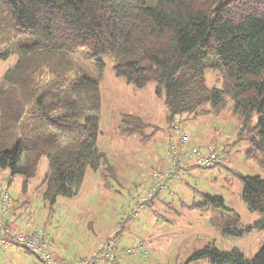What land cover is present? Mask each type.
I'll use <instances>...</instances> for the list:
<instances>
[{"label": "trees", "instance_id": "trees-1", "mask_svg": "<svg viewBox=\"0 0 264 264\" xmlns=\"http://www.w3.org/2000/svg\"><path fill=\"white\" fill-rule=\"evenodd\" d=\"M14 55L15 67L0 82V169L9 170L11 178L24 176L27 187L46 158L41 186L51 204L59 196H76L88 169L104 167L105 181L116 176L99 146L100 81L79 71V58L103 75L109 57L117 77L136 88L155 82L156 95L164 99L173 137L167 164L156 171L165 177L159 179L163 184L145 204L157 197L162 202L160 193L181 174L223 160L215 145L204 148L184 132L183 119L228 113L234 124L231 144L247 141V159L264 172V0H157L155 7L145 0H0V59ZM208 70L217 72L212 86ZM121 124L119 133L129 137L146 128L133 114L124 115ZM193 148L218 159L198 163L193 155L171 162L175 151ZM241 179L248 210L264 215V173ZM204 195L206 201L193 206H208L207 212L220 208L240 221L223 196ZM256 230L264 231V219L230 234ZM201 259L264 264V243L253 257L238 247L223 251L210 243L188 261Z\"/></svg>", "mask_w": 264, "mask_h": 264}, {"label": "rangeland", "instance_id": "rangeland-1", "mask_svg": "<svg viewBox=\"0 0 264 264\" xmlns=\"http://www.w3.org/2000/svg\"><path fill=\"white\" fill-rule=\"evenodd\" d=\"M145 1L150 7H155L157 4V0ZM17 59L16 55L7 60L0 59V82L5 74L15 67ZM78 61L79 71L82 70L83 75L98 78L100 81L103 110L99 146L107 153L108 163L114 165L116 176L102 181V173L107 172L104 167L97 171L88 169L83 186L109 187L103 191H96L92 187L85 189L86 187L82 186L73 198L59 196L58 203L51 208V203L40 193L43 191L41 183L48 166L47 159H44L45 163L42 161L38 176L32 180L31 184V186H41V188L34 189L31 195L35 198L31 212L35 226H46L51 237L55 238L56 254L61 255L58 254L61 250L65 252L70 261L85 260L81 256L93 251L89 256L91 257L99 249L100 243L115 236L119 245L118 253L121 255L119 263L116 264H152V262L154 264H177V261L179 264H211L210 260L204 259L188 261L195 251L210 243H215L223 251L238 247L247 257L256 255L264 243V231L256 230L244 236H233L230 232L245 229L254 225L256 221L264 219L263 214L251 213L241 199L243 190L241 177L262 175L264 172L253 160L247 159L245 155L248 147L247 141L231 144L234 140L231 134V131L234 132L232 129L234 124L231 125L229 114L183 119L181 126L184 132L193 134V141L204 148L215 145L223 160L215 167L208 169L196 167L188 175L181 174L176 182L170 185L180 188L174 195L176 196L174 197L175 204H163L162 202L159 204L155 201L148 208L145 204L147 198L136 195L135 189L138 187L141 191H147L151 186L153 188L159 178L155 173L160 163L161 167L165 163L162 159H168L166 157L168 156V141L173 137L169 130L173 123L168 122V109L164 99L156 95L155 82L149 83L144 88H136L129 85L124 78L117 77L113 71V62L109 57H106L107 67L103 75H100L94 64L88 60L79 58ZM206 76L208 85L212 86L217 72L208 70ZM126 114L139 116L145 122L144 134L129 137L119 133L122 125L121 118ZM191 118L194 117L191 116ZM0 178L4 180L3 184L11 187L9 188L10 195L19 194V189L24 183V176L17 174L11 179L9 170H1ZM204 193L223 196L227 207L237 211L240 221L230 219L220 208L210 207V211L207 212L206 207L208 206H202L205 209L201 206H193L200 201H206ZM134 195L135 204L132 201ZM186 197L189 198L186 199ZM140 201L143 202L142 205ZM75 203L82 204V206L76 207ZM12 204L13 201L10 208ZM136 205L140 207L138 211H136ZM24 221L28 223L27 220ZM25 223L23 226L26 229ZM163 225L168 226L167 230L174 229V236L161 234L162 231L159 228ZM157 227L159 228L156 229ZM119 230H123L122 236L128 240L124 241L121 247L117 237ZM150 232L156 234L154 237L156 242L147 243L146 259L126 253L127 249H133L132 247L138 244L139 240L136 235L147 239L145 235ZM109 233L114 234L108 237ZM186 235L189 239L187 244H193L194 248L186 251L182 247L179 255L175 252L163 255L166 240L178 241ZM4 246L10 245L0 244L1 248ZM15 249L8 262L3 259L7 253V250H4L0 255V264H41L39 257L34 253L19 247Z\"/></svg>", "mask_w": 264, "mask_h": 264}, {"label": "crops", "instance_id": "crops-1", "mask_svg": "<svg viewBox=\"0 0 264 264\" xmlns=\"http://www.w3.org/2000/svg\"><path fill=\"white\" fill-rule=\"evenodd\" d=\"M44 159H46V158H43L42 159V161L45 163L46 162V160H44ZM167 160L168 159H166L165 158V160L164 159H162V161H164L165 163L163 164V168L165 167V165L167 164ZM42 161H41V163H40V165L42 164ZM48 161V160H47ZM160 162H161V160H160ZM158 164V163H157ZM160 165H161V163H160ZM159 165V166H160ZM40 167V166H39ZM47 168H48V166H47ZM47 170V169H46ZM112 170V174H114L115 173V170H113V169H111ZM110 170V171H111ZM0 171H1V169H0ZM2 173V172H1ZM38 173H39V170H38ZM44 175H45V173H44ZM44 175H43V177H44ZM115 175H116V173H115ZM38 176V175H37ZM36 176V177H37ZM35 177V178H36ZM11 179H13V178H11ZM34 178H32L31 180H30V185L29 186H27V187H24V186H21L20 187V191H19V194L17 195V196H12V201H13V204H12V206H11V208L10 209H8V212H6V213H3L2 211H1V200H0V215L4 218V220H5V222H6V224H8L9 225V227L12 229V231L13 232H15V233H17V234H19V233H25V234H32V233H34L35 231H37V230H45L46 231V233H47V235H48V238L50 239V241H51V243H52V250H53V255H54V257L56 258V259H58V260H61V259H67V257H66V254H65V252H62L60 249V251H59V253L58 254H61V255H57L56 254V243H55V238L53 237H51V235L49 234V232L46 230V226L44 227V225H42L43 227H37V225L35 226V220L33 219L34 218V216H33V214H32V212H31V207L33 206V203H34V200H35V198H34V196H32L31 197V195H32V193L34 192V189H36L37 187H40L41 188V186H31V184H32V180H33ZM102 179V181H103V177L101 178ZM3 182H4V180H2V178H0V192L1 191H8V193H10L9 192V188H11L10 186H7V184H3ZM12 184V183H11ZM171 185V184H170ZM1 186H2V188H1ZM85 189H90V187H92V188H94V190H96V191H103L104 189H106V188H108L109 186H83ZM42 188H43V191L42 192H40V193H42V196L44 197V195H43V192H44V187L42 186ZM152 188V186L150 187V188H148V190L147 191H141V189L140 188H138V187H136V189H135V192H136V195H138V196H142V197H146V198H149L148 197V194H149V191H150V189ZM178 189H180L178 186H168V189L167 190H164V191H162L161 193H160V196H161V198L163 199L162 200V203L164 204V202H167V204H175V201L176 200H174V197L176 198V196H174L175 195V192H178L177 190ZM36 193H38V192H36ZM35 193V194H36ZM11 194V193H10ZM34 194V195H35ZM69 198H71V197H69ZM73 198V197H72ZM135 195L132 197V201H133V203L135 204L136 203V200H135ZM187 198H189V197H186V199ZM45 199V198H44ZM158 199H160L159 197H157V198H155V199H151V200H149L148 201V204H146L147 206L146 207H150V206H152L154 203H155V201H158L159 202V204H162L161 203V201L160 200H158ZM181 201H182V199H180ZM87 201H88V199H87ZM58 203V200L55 202V203H53V204H51V208H53L56 204ZM78 203V202H77ZM76 204V203H75ZM166 204V203H165ZM82 206V204H76V207H81ZM147 208V209H148ZM78 209V208H77ZM147 209H145V210H147ZM146 213H149V211L147 212L146 211ZM49 218V214L47 215V219ZM24 220H27V222L28 223H25V221ZM23 223H25L26 224V229H25V227L23 226ZM126 225V224H125ZM167 227L168 226H166V225H163V227H157L156 229H158L159 228V230H161L162 232H161V234H169V235H172V236H174V232H173V230L174 229H172V230H167ZM122 232H123V230H119V232L117 233V237H118V239H119V242H120V247H121V244H124V241H128L127 239H126V237H124V236H122L123 234H122ZM111 234H114V233H109V235H108V237L109 236H111ZM136 237L138 238V244L136 245V246H133L132 248L134 249H131V248H129V249H131V251H133V253L131 254L130 253V256H139V257H142V258H144V259H146L145 258V256L143 255V253L145 252V251H147L146 249H147V243L148 242H151V241H154V242H156V239L154 238V237H156V234H154V233H148L147 235H145V237L147 238V239H145L143 236L142 237H138L137 235H136ZM168 241V242H167ZM189 241V239H188V236L186 235V236H183V237H181L180 238V240H178V241H175V240H173V239H168V240H166L165 241V243H164V245H165V248H164V253H163V255H165V254H168V253H174L175 252V254L176 255H179V252H180V249L183 247V248H185V250L187 251L189 248H194V245L193 244H187V242ZM116 242H117V250H116V254H115V256L117 257V255H118V257L116 258V263H119V259L121 258V255L118 253V247H119V245H118V241L116 240ZM101 244V243H100ZM16 247H19V248H22V247H20V246H17V245H15V246H12V245H10V246H4L3 248H1L0 249V255H2V253L4 252V250H7V253H6V257H4L3 259H5L6 260V262H8L9 261V259H10V257L13 255V253L15 252V248ZM99 247H100V245H99ZM129 247H131V246H129ZM128 248V247H127ZM24 249V248H23ZM126 249V248H125ZM26 250V249H25ZM96 250V249H95ZM10 251V252H9ZM27 252H30V251H28V250H26ZM127 251L128 250H126V253H127ZM9 252V253H8ZM95 252V251H94ZM92 253H93V251H92ZM92 253H90V254H86V255H83V256H81L82 257V259L84 258V259H86L87 257H89ZM129 255V254H128ZM150 255V253L148 254V256ZM41 261V260H40ZM102 264H111L110 262H108V261H104V262H101ZM41 264H45L43 261H41ZM147 264H151V263H147ZM152 264H154L153 262H152ZM158 264V263H157ZM177 264H179L178 263V261H177ZM190 264H193V263H190Z\"/></svg>", "mask_w": 264, "mask_h": 264}, {"label": "built area", "instance_id": "built-area-1", "mask_svg": "<svg viewBox=\"0 0 264 264\" xmlns=\"http://www.w3.org/2000/svg\"><path fill=\"white\" fill-rule=\"evenodd\" d=\"M193 155L195 156V160L198 163H209L212 160L218 159L217 155L214 152L211 153L209 157H206V155H204L201 152V150L197 148H193L192 152L181 150L180 154H177L175 151L174 156L170 157V159L171 162L176 163L180 159L187 160L191 158ZM155 175L159 178L157 179L158 181L155 184V186L148 194L149 198L163 184V182H160L159 179L165 178L157 173H155ZM0 200L2 206L1 211L3 213L8 212V209L10 208L12 202V196L10 195V193H8V191H1ZM139 203L141 205L143 204L142 201H140ZM116 240L117 239L115 236H111L105 242H102L99 249L91 257L86 258L85 260H78V261H70L68 259L58 260L53 255V250L51 247L52 243L48 238V235L45 230H37L33 234H25V233L17 234L12 231L9 225L6 224L4 218L0 215V244L20 246L37 255L39 259L43 261L45 264H96L98 262L101 263L104 261H108L111 264H116V256H115L116 254L115 252L117 250ZM127 250H128L127 254L130 255V253L131 254L133 253L131 249H127ZM143 255L147 256V252L145 251Z\"/></svg>", "mask_w": 264, "mask_h": 264}]
</instances>
